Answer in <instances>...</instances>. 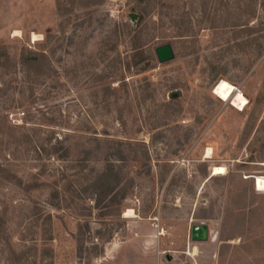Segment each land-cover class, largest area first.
Here are the masks:
<instances>
[{
	"label": "rangeland",
	"instance_id": "rangeland-1",
	"mask_svg": "<svg viewBox=\"0 0 264 264\" xmlns=\"http://www.w3.org/2000/svg\"><path fill=\"white\" fill-rule=\"evenodd\" d=\"M0 264H264V0H0Z\"/></svg>",
	"mask_w": 264,
	"mask_h": 264
},
{
	"label": "trees",
	"instance_id": "trees-1",
	"mask_svg": "<svg viewBox=\"0 0 264 264\" xmlns=\"http://www.w3.org/2000/svg\"><path fill=\"white\" fill-rule=\"evenodd\" d=\"M143 11L145 10H140L139 13H137L138 18L136 19V23H140L142 19L144 18ZM30 55H33V58L32 57L28 58ZM147 59H148V56H146L143 51L137 50L132 55V60H133L132 65L134 67H138L144 63H148ZM38 62H39V57L36 56L35 53H32L30 51H27L26 53H22L20 56L21 65H24V66L35 65L36 66ZM112 179H115L114 181L118 183L117 175L113 173L112 169H104V171H102L100 180L98 184L96 185V189L100 191L99 198L101 199L104 198L106 195H108V193H110L113 190L114 186L111 184L113 181Z\"/></svg>",
	"mask_w": 264,
	"mask_h": 264
},
{
	"label": "bare ground",
	"instance_id": "bare-ground-1",
	"mask_svg": "<svg viewBox=\"0 0 264 264\" xmlns=\"http://www.w3.org/2000/svg\"><path fill=\"white\" fill-rule=\"evenodd\" d=\"M213 94H215L219 99L225 101L231 98V105L234 106L237 109H241L244 107L245 104V99L244 97L240 94H234V87L226 82L225 80H220L214 87H213ZM211 154V149L207 148L205 151V157H209ZM212 174L213 175H219V174H224L225 173V168L224 166H215L212 168ZM254 176H252L253 178ZM131 213L130 210H127L124 212L123 216H129ZM132 217V216H131Z\"/></svg>",
	"mask_w": 264,
	"mask_h": 264
},
{
	"label": "water",
	"instance_id": "water-1",
	"mask_svg": "<svg viewBox=\"0 0 264 264\" xmlns=\"http://www.w3.org/2000/svg\"><path fill=\"white\" fill-rule=\"evenodd\" d=\"M129 17L133 21L138 18V15L130 13ZM154 51L156 59L159 63L167 62L173 58V50L171 44L169 43L157 46ZM249 177L252 178V176ZM208 231V225L205 223L192 224L190 227V239L196 242L205 241L208 238Z\"/></svg>",
	"mask_w": 264,
	"mask_h": 264
}]
</instances>
